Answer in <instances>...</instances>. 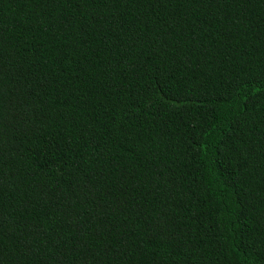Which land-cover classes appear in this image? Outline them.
Masks as SVG:
<instances>
[{"label": "trees", "instance_id": "trees-1", "mask_svg": "<svg viewBox=\"0 0 264 264\" xmlns=\"http://www.w3.org/2000/svg\"><path fill=\"white\" fill-rule=\"evenodd\" d=\"M0 264H264V0H0Z\"/></svg>", "mask_w": 264, "mask_h": 264}]
</instances>
